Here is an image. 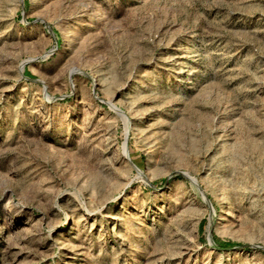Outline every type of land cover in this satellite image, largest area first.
<instances>
[{
  "label": "rangeland",
  "instance_id": "1",
  "mask_svg": "<svg viewBox=\"0 0 264 264\" xmlns=\"http://www.w3.org/2000/svg\"><path fill=\"white\" fill-rule=\"evenodd\" d=\"M0 264H264V0H0Z\"/></svg>",
  "mask_w": 264,
  "mask_h": 264
},
{
  "label": "bare ground",
  "instance_id": "2",
  "mask_svg": "<svg viewBox=\"0 0 264 264\" xmlns=\"http://www.w3.org/2000/svg\"><path fill=\"white\" fill-rule=\"evenodd\" d=\"M188 59H189V58H188ZM24 64H25V62H23V63L20 64V68H21V70H23V66H24ZM21 73H22V71H21ZM113 109L116 110L117 113H119L120 116H122L123 118L126 119V113H125V112L119 110L118 108H116V107H114V106H113ZM123 149H124V154H125L126 158H128V150H127V145H126V143L123 145Z\"/></svg>",
  "mask_w": 264,
  "mask_h": 264
},
{
  "label": "water",
  "instance_id": "3",
  "mask_svg": "<svg viewBox=\"0 0 264 264\" xmlns=\"http://www.w3.org/2000/svg\"><path fill=\"white\" fill-rule=\"evenodd\" d=\"M27 62V61H26ZM26 62H25V64H26ZM25 64H24V66H25ZM24 66H23V68H24Z\"/></svg>",
  "mask_w": 264,
  "mask_h": 264
}]
</instances>
